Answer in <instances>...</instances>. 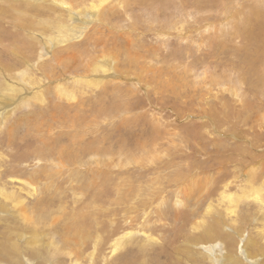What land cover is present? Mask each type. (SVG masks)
<instances>
[{
  "label": "rangeland",
  "instance_id": "1",
  "mask_svg": "<svg viewBox=\"0 0 264 264\" xmlns=\"http://www.w3.org/2000/svg\"><path fill=\"white\" fill-rule=\"evenodd\" d=\"M72 2L0 0V264H264V0Z\"/></svg>",
  "mask_w": 264,
  "mask_h": 264
},
{
  "label": "bare ground",
  "instance_id": "2",
  "mask_svg": "<svg viewBox=\"0 0 264 264\" xmlns=\"http://www.w3.org/2000/svg\"><path fill=\"white\" fill-rule=\"evenodd\" d=\"M35 1H37V2H40V1H44V2H46V1H51L52 2V4H53V6H56L57 4H60L61 6H66V8L67 7H70V8H74V2H72V0H35ZM141 2V0H134V2ZM143 1V0H142ZM34 3V2H33ZM67 3V4H66ZM19 18V17H18ZM20 20V18L18 19V21ZM26 21V20H25ZM20 22H23L22 20L20 21ZM18 23V22H17ZM19 25V24H18ZM28 27H30V24L28 23V22H26V23H22V28H28ZM79 32V31H78ZM81 35V34H80ZM79 37V36H78ZM73 39V38H72ZM74 40V39H73ZM52 41H55V40H52ZM58 41V40H57ZM61 41V40H60ZM56 42V41H55ZM62 42H66V39H63V41ZM79 43V42H78ZM80 44V43H79ZM83 44V43H82ZM78 45V44H77ZM48 49V48H47ZM44 52V51H43ZM134 54V53H133ZM43 56V54H41V57ZM112 56V55H111ZM111 56H109V57H111ZM115 56V55H114ZM117 58V56L116 57H114L110 62H114V63H116V59ZM109 59V58H108ZM110 60V59H109ZM94 61H95V59H94ZM108 63H109V61H107ZM131 63V62H130ZM94 64V63H93ZM96 64V63H95ZM110 64V63H109ZM114 65V64H113ZM128 65V64H127ZM32 66V65H31ZM95 66H97V64L95 65ZM101 66H103V64L101 63ZM115 66V65H114ZM125 66V65H124ZM99 67V66H98ZM120 67V66H119ZM115 68V67H114ZM25 69V68H24ZM96 69H97V67H96ZM106 69V68H105ZM25 72H26V70H25ZM127 73H130V71H126ZM18 75V74H17ZM27 75V74H26ZM21 76V75H20ZM22 79H25L24 77L22 78ZM25 82V81H24ZM59 86V85H58ZM66 90V89H65ZM5 93H2V95H4ZM70 94V93H69ZM40 96V95H39ZM42 96V95H41ZM66 96H68V94L66 95ZM43 97V96H42ZM73 97V96H72ZM4 99H6V96L4 97ZM42 99V98H41ZM68 99H70V97L68 98ZM37 100H40V99H37ZM43 100V99H42ZM2 102V101H1ZM141 158V157H140ZM56 163V162H55ZM57 167L59 166L58 164L56 165ZM56 169H58V168H56ZM11 195V194H10ZM164 198V197H163ZM116 199V198H115ZM181 200V199H180ZM93 202H94V200H93ZM26 212V211H25ZM24 212V213H25ZM93 214V213H92ZM26 217V216H25ZM29 218H30V216H29ZM28 219V218H27ZM125 221V220H124ZM54 223V222H53ZM141 226V225H140ZM52 227V226H51ZM38 228V227H37ZM46 229V228H45ZM50 229V228H49ZM18 231V230H17ZM32 231V230H31ZM43 231V230H42ZM42 231H41V233H42ZM50 231V230H49ZM54 231V230H53ZM131 231H132V228H131ZM131 231H129V233L130 234H133ZM216 231V233L218 232V227H217V229H216V227H213V226H211V225H209V229H208V233H213V232H215ZM22 232V231H21ZM21 232H17V233H19V236H21L22 235V233ZM46 232V231H45ZM51 232V231H50ZM14 233V232H13ZM34 233V234H33ZM32 234H33V238H35V240L34 241H31V243L30 244H35L36 242H37V240H38V237L40 236H38L37 234H39V233H35V232H33ZM40 233V234H41ZM54 233H55V231H54ZM53 233V234H54ZM45 234V233H44ZM58 234V233H57ZM97 234V233H96ZM129 234V235H130ZM43 235V234H42ZM46 235V234H45ZM50 235V234H49ZM121 235V234H120ZM7 236H9V235H7ZM47 236V235H46ZM123 237H125L124 236V233H123V235H122ZM121 236V237H122ZM127 236H128V234H127ZM41 237V236H40ZM49 237V236H48ZM51 237V236H50ZM120 237V236H119ZM129 237V236H128ZM10 238H11V240L13 241V239H14V235H11L10 236ZM57 239V238H56ZM126 239H127V237H126ZM129 239V238H128ZM122 240V239H121ZM120 240V241H121ZM15 241V240H14ZM44 241V240H43ZM57 241V240H56ZM115 241V240H114ZM114 241H112V243H111V246L113 245L114 247H113V249H112V251L113 250H115V249H117L118 248V245H116L117 243H119V242H114ZM30 242V241H29ZM45 242H47V241H45ZM54 242V241H53ZM125 242V241H124ZM123 242V243H124ZM12 244H11V246H12V248L13 249H15V251L16 252H14V253H11V252H8V253H6V254H4V255H2V257H5V259L6 258H8V260H10V263L11 264H22V257H23V253H22V249H21V247H19L20 245L19 244H17L16 242H11ZM40 243V242H39ZM38 243V244H39ZM47 243H50V242H47ZM47 243H45V244H47ZM52 243V242H51ZM41 244V243H40ZM43 244V243H42ZM56 244V243H55ZM28 245V244H27ZM36 245V244H35ZM58 245V244H57ZM116 245V246H115ZM5 245H3L2 243H0V254L2 253V250H3V247H4ZM31 246V245H30ZM39 246V245H38ZM47 246V245H46ZM94 246V245H93ZM121 246H123V245H121ZM33 247V246H32ZM36 246H34V248H35ZM44 247V246H43ZM82 247V246H81ZM95 247L96 246H94V251H93V253H92V256H94V254H95ZM125 247H126V245H125ZM189 247V246H188ZM34 248H32V250L30 251V252H32V254H38V251L36 250V249H34ZM46 248H49V247H46ZM45 248V249H46ZM98 248V247H97ZM96 248V249H97ZM233 248V247H232ZM13 249H12V251H13ZM29 249H31V248H29ZM40 249V248H39ZM21 250V251H20ZM42 250V249H41ZM53 251V250H52ZM27 252V251H26ZM41 252V251H40ZM44 252V251H43ZM191 250L189 249V248H187V250H186V252H185V254H186V257L187 256H189L190 254H191ZM117 253V252H116ZM52 254V253H51ZM74 254V253H73ZM193 254V253H192ZM27 254H25V256H26ZM206 255V254H205ZM71 256V255H70ZM103 256V255H102ZM225 257V256H224ZM43 258V257H42ZM46 258V257H45ZM72 258H73V256H72ZM47 259L49 260V258L47 257ZM223 259H225V261H227V263L228 264H241L239 261H238V259L237 258H235V257H233L232 255L231 256H229V257H225V258H223ZM79 260V259H78ZM53 261V260H52Z\"/></svg>",
  "mask_w": 264,
  "mask_h": 264
}]
</instances>
